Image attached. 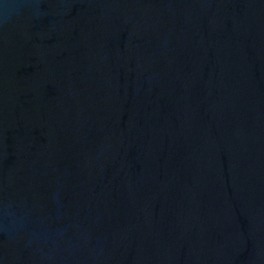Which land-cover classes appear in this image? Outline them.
Masks as SVG:
<instances>
[{"label":"water","instance_id":"water-1","mask_svg":"<svg viewBox=\"0 0 264 264\" xmlns=\"http://www.w3.org/2000/svg\"><path fill=\"white\" fill-rule=\"evenodd\" d=\"M0 264H264V0H0Z\"/></svg>","mask_w":264,"mask_h":264}]
</instances>
